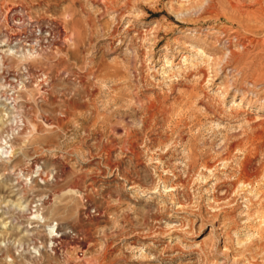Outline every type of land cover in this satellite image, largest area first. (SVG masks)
Listing matches in <instances>:
<instances>
[{
    "label": "rangeland",
    "instance_id": "374dc122",
    "mask_svg": "<svg viewBox=\"0 0 264 264\" xmlns=\"http://www.w3.org/2000/svg\"><path fill=\"white\" fill-rule=\"evenodd\" d=\"M50 257L264 264V0H0V264Z\"/></svg>",
    "mask_w": 264,
    "mask_h": 264
},
{
    "label": "bare ground",
    "instance_id": "6f19581e",
    "mask_svg": "<svg viewBox=\"0 0 264 264\" xmlns=\"http://www.w3.org/2000/svg\"><path fill=\"white\" fill-rule=\"evenodd\" d=\"M21 10V9H20ZM10 12H11V16L8 18V20L13 23L15 20H19L18 22H20L22 19H23V14L21 12H19L18 8L15 7V8H11L10 9ZM25 19V18H24ZM24 21V20H23ZM14 24V23H13ZM16 24V23H15ZM53 29V28H52ZM35 30V29H34ZM34 32V31H33ZM32 32V33H33ZM52 33V32H51ZM55 33V31L53 32ZM39 40V39H38ZM38 40L36 38H34L33 36H23L21 34H10V35H6L5 36V40L3 42H7V44L11 45L12 43H21L24 47V50L25 52L22 54L23 58H24V61L27 62L32 56H34V54H36L37 52V49H36V42H38ZM40 43V42H39ZM40 47V46H39ZM23 62V61H22ZM5 151V150H4ZM3 151V152H4ZM38 217V216H36ZM54 232H55V229L54 227L51 226V229L49 230V235L51 236V239L52 242H51V245L53 243V246H54V243L55 241H57V238L54 237ZM50 243V242H49ZM9 257H12V256H9ZM48 259V258H47ZM53 259H55L54 257L53 258H49L47 260V262L50 264ZM13 260V259H12ZM57 260V259H56ZM13 262H16V260L14 259ZM55 262V261H54ZM16 264V263H14Z\"/></svg>",
    "mask_w": 264,
    "mask_h": 264
}]
</instances>
